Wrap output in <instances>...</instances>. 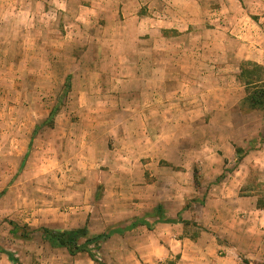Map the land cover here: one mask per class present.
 <instances>
[{
    "label": "rangeland",
    "instance_id": "obj_1",
    "mask_svg": "<svg viewBox=\"0 0 264 264\" xmlns=\"http://www.w3.org/2000/svg\"><path fill=\"white\" fill-rule=\"evenodd\" d=\"M63 1L64 5L62 0H0V264H130L132 256L119 237L101 247L91 245L97 257L91 262L86 254L73 257L65 249L50 247L41 231L80 229L79 222L87 214L93 234L133 225L151 211L152 195L145 188L156 180L152 172L170 167L172 161L178 170H194V180L202 186L188 208L206 197L215 181L226 180L241 167L251 170L240 196L257 197L258 207L264 209V137L256 138L264 121V73L256 78L263 91H257L259 110L249 111L244 101L241 113L213 105V116H225L227 124L204 122L203 107L209 105H204L202 100L207 98L201 93L191 95L197 101L191 104L187 98L175 102L171 93L162 95L164 105L179 109L173 116L167 108L162 113L163 136L174 141L162 140L167 158L158 167L157 161L136 157L131 151L130 122L139 123L142 113L132 101L140 104L143 98L126 93V84L117 83L112 75L108 57L114 46L109 40L117 31L107 30L105 21L99 30L86 22L83 26L80 17L86 14L80 1ZM240 1L245 7L252 5L256 13L264 11V0ZM153 3L159 8V19L167 21L181 2ZM207 6L209 10L220 7L209 2ZM145 9L150 8L144 5V15ZM213 14L220 19L219 11ZM171 32L167 30L166 35ZM210 134L216 135L215 141H210ZM228 143L240 146L248 156L226 163L229 174H211L208 167L219 165L218 149L228 148ZM197 209V215H205L204 208ZM10 223L20 227L18 236L35 232L21 239L11 233ZM191 231L201 232L195 226ZM137 237L130 236V246L141 245ZM146 243L153 245L150 239Z\"/></svg>",
    "mask_w": 264,
    "mask_h": 264
},
{
    "label": "crops",
    "instance_id": "obj_2",
    "mask_svg": "<svg viewBox=\"0 0 264 264\" xmlns=\"http://www.w3.org/2000/svg\"><path fill=\"white\" fill-rule=\"evenodd\" d=\"M79 1L86 14L80 17L83 26L86 22L99 30L100 22L105 21L107 30L117 31L109 40V45L114 46L113 55L108 57L114 70L112 75L117 83L126 84V93L142 95L140 104L132 101L142 109L141 121H129L132 127L129 142L134 148H140L137 151L132 147L136 157L151 158L154 163L158 162V167L161 160L167 158L161 142L174 139L163 136L162 113L167 111L173 116L179 108L164 105L162 95L171 93L176 96L175 102L181 103L187 98L192 100L190 104L197 102L191 95H205L207 99L202 101L209 105L203 107L207 124L228 122L225 116L219 119L217 114L213 116V105H220L226 111L236 108L241 113L240 104L246 98V89L240 82L241 65L250 62L264 67V11L256 13L252 5L245 7L240 0H179L181 3L172 11L174 15L161 21L155 0H90L91 4L87 0ZM208 2L220 7L209 10ZM61 3L64 5L63 0ZM144 5L150 8L145 9L146 15ZM217 11L219 20L214 19L213 13ZM79 27L82 29L81 25ZM167 30L173 32L166 35ZM93 42L95 45V40ZM92 61L98 65L95 56ZM263 123L261 135L256 136L258 140L264 137ZM139 124L140 130L137 129ZM209 137L210 141L216 139V135ZM218 150H221L217 155L219 165L209 166L208 170L216 176L229 174L225 172L226 163L238 156L240 146L228 143V148ZM248 154L245 152L243 157ZM175 166L172 161L170 167L156 168L151 174L156 180L145 188L152 195V208L150 213L136 220L144 219L151 228L140 224L132 230H124L126 227L105 229L102 233L123 230L106 243L116 237L122 239L124 248L132 256L130 264H264V209L258 207L257 197L240 196L250 181L251 169L240 167L226 180L215 181L209 188L210 193L188 208V202L198 196L201 191L198 188L202 186L194 180V170L188 167L178 170ZM162 174L167 176H160ZM213 191L216 194L213 195ZM199 206L205 209L204 216L197 215ZM89 219L88 214L84 216L79 228L87 227L93 236L102 234L91 233ZM194 226L201 232L193 234ZM140 229L144 231L138 232ZM130 236H138L141 245L130 246ZM146 239L153 245H144ZM81 256L85 258V253L75 257ZM86 256L93 262L88 254Z\"/></svg>",
    "mask_w": 264,
    "mask_h": 264
},
{
    "label": "trees",
    "instance_id": "obj_3",
    "mask_svg": "<svg viewBox=\"0 0 264 264\" xmlns=\"http://www.w3.org/2000/svg\"><path fill=\"white\" fill-rule=\"evenodd\" d=\"M261 73H264V69L255 63H246L244 67H241L240 81L244 82L245 89L247 92V97L244 99V104L249 105L248 107L249 111L259 110L258 106H256L260 104L258 101L259 96H257L258 93L257 91H259V87L257 86L261 83V80L258 81L256 78ZM66 87L69 90L70 84L68 83ZM250 89L252 90V92H250L251 91ZM262 92H263L262 90L259 91L260 94ZM243 154L244 152H242V150L240 149L238 151V157L240 158V160L243 158ZM153 215H156V213H154ZM10 224L14 226V229L11 231V233L14 236H18L21 230L20 227L16 226L14 223H10ZM140 224L146 225L149 228H151L149 223H147L144 219H138L135 221L133 225L126 227V229L124 230H132L137 226H139ZM120 231L123 232V230H119V231L111 230L109 232L93 237H89L90 233L87 227L77 230L64 231V232H56L48 228H43L41 232H42L43 240L46 243H48L50 247L54 249H65L73 257L77 256L78 254L85 253L88 254L93 261H96V255L94 251L90 249V246L98 244L99 247H101L104 243H106L110 239L111 236H113L117 232L119 233ZM34 232L35 231L23 232L18 237L27 240L32 236ZM82 239H86L85 243L83 244L80 243ZM10 258L11 260L14 261L12 257ZM169 264H173V263H169Z\"/></svg>",
    "mask_w": 264,
    "mask_h": 264
}]
</instances>
